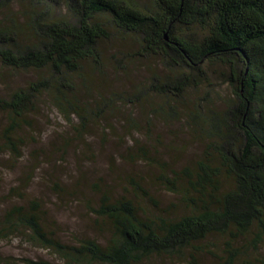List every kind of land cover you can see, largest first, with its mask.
<instances>
[{
	"label": "trees",
	"instance_id": "1",
	"mask_svg": "<svg viewBox=\"0 0 264 264\" xmlns=\"http://www.w3.org/2000/svg\"><path fill=\"white\" fill-rule=\"evenodd\" d=\"M152 1L0 0V65L38 72L28 85L0 97V113L7 115L2 135L16 151L17 142H24L17 133L30 125L45 98L67 120L76 117L81 133L116 98L139 101L140 93L110 98L88 74H104L110 62L103 47L116 35L138 45L136 52L115 54L119 70L126 72L127 59L130 64L161 60L167 73L152 75L148 89L166 102L199 88L209 68L221 64L230 72L232 96L222 111L208 109L205 118L196 112L191 129L198 127L207 141L198 159L179 169L166 168L158 164L157 152L143 145L131 157L157 163L156 180L184 209L174 203L161 206L147 179L132 174L122 194L101 190L90 208L109 222L110 236L103 243L90 237L63 242L49 231L34 200L0 217V238L22 231L62 264H140L186 255L195 260L202 253L213 255L217 264H238L264 241V0ZM147 87L142 83L141 91ZM83 89L88 100L81 97ZM241 241L247 244L241 246Z\"/></svg>",
	"mask_w": 264,
	"mask_h": 264
},
{
	"label": "rangeland",
	"instance_id": "2",
	"mask_svg": "<svg viewBox=\"0 0 264 264\" xmlns=\"http://www.w3.org/2000/svg\"><path fill=\"white\" fill-rule=\"evenodd\" d=\"M135 1L142 5L153 2ZM103 48L110 62L103 67L104 74L88 73L94 77L96 88L108 93L110 98H115L113 93H140L139 101L136 96L132 97L134 103L116 98L107 112L98 119L91 118L86 133H81L83 129L77 130L76 117L67 120L45 98L46 102L43 101L31 117L30 125L17 133V139L24 142H17L16 151L3 140L7 115L0 113V217L13 206L37 201L49 231L68 244H75L84 237L106 241L110 236L109 222L98 218L90 208L98 202L101 190L110 188L114 195L122 194L129 175L138 174L147 179V187L161 206L177 204L175 195L156 180L160 172L157 163L131 159L133 153L143 145L151 147L152 153L157 152L160 166L179 169L193 163L207 143L198 127L191 129L198 120L196 112L201 110L204 117L208 109L211 113L222 111L226 108V99L232 96L228 68L215 64L209 68L207 81L199 88L166 102L167 98L148 89L152 75L167 73L159 58L134 60L132 64L131 59H127L129 66H125L124 72L116 67L114 56L120 52H136V41L116 35ZM37 74L35 70L15 71L0 65V97L28 85ZM142 83L144 87L148 85L143 91ZM82 91L81 97L88 100L89 96H85L84 89ZM90 96L96 97L97 93L92 91ZM159 108L163 111L153 112ZM19 233L0 238V264H29L28 260L63 263L52 251L31 242L22 231ZM215 240L224 242L219 237ZM245 244L247 242L239 243ZM216 260L210 253H202L195 260L189 255L185 258L161 256L140 264H217ZM238 264H264V241L257 249L249 250L248 255H242Z\"/></svg>",
	"mask_w": 264,
	"mask_h": 264
}]
</instances>
